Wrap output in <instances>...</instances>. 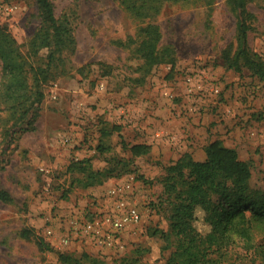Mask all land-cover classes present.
Returning a JSON list of instances; mask_svg holds the SVG:
<instances>
[{
	"label": "rangeland",
	"instance_id": "obj_1",
	"mask_svg": "<svg viewBox=\"0 0 264 264\" xmlns=\"http://www.w3.org/2000/svg\"><path fill=\"white\" fill-rule=\"evenodd\" d=\"M7 1L17 10L0 16V27L42 65L47 50L35 57L29 46L40 27L35 2ZM50 1L55 16L72 26L76 48L43 86L35 130L17 135L3 156L0 189L12 202L0 201V264H64L60 254L83 264H164L169 252L161 253L153 234L168 230L164 211L155 207L163 167L185 154L203 161L204 147L217 140L250 165V187L264 191V82L222 64L235 29L226 0H163L150 22L161 31V45L174 49L175 63L147 74L141 60L114 42L134 38L148 21L134 19L120 0ZM248 9L255 15L248 42L264 61V0H252ZM5 116L0 111V153ZM112 127L120 133L101 135ZM121 141L149 145L150 152L131 159ZM75 163L114 172L85 187L87 174L70 170ZM120 203L139 219L116 229L105 219L121 216ZM24 229L31 239L21 236ZM38 239L50 249L42 251ZM227 264L264 259L236 242Z\"/></svg>",
	"mask_w": 264,
	"mask_h": 264
},
{
	"label": "trees",
	"instance_id": "obj_2",
	"mask_svg": "<svg viewBox=\"0 0 264 264\" xmlns=\"http://www.w3.org/2000/svg\"><path fill=\"white\" fill-rule=\"evenodd\" d=\"M33 1L38 9L40 27L29 46L35 57L39 50H47L42 65L31 55L23 54L6 28L0 27V111L6 113L0 170L4 168L3 156L15 137L35 130V120L44 99L42 88L59 76L58 71L65 63L63 55L73 53L76 48L68 19L55 16L50 0ZM251 2L226 0L235 19V29L234 40L222 50L221 60L226 69L238 73L246 70L264 82V61L248 42L255 20V15L248 9ZM120 3L134 19L148 23L138 28L134 38L114 44L129 49L141 60L140 69L145 74L155 65L174 66V49L161 45V31L158 25L150 22L160 12L163 0H120ZM114 132L119 134L120 127L101 129L102 136ZM121 146L129 152L131 159L150 152V146L146 144L129 145L121 141ZM97 151L103 153L106 148L98 145ZM204 153L203 161H195L189 154L183 155L163 167V173L156 179L161 193L155 207L164 211L168 230L153 231V234H158L163 243L161 253L169 252L164 264H227L230 248L236 242L264 259V191L250 187V165L239 159L235 149L217 140L207 144ZM128 164L124 163L123 167ZM70 170L87 174L85 187L102 183L114 172L112 169L94 172L82 163L71 165ZM0 201L10 203L12 198L0 189ZM21 236L31 239L33 233L24 229ZM37 244L42 251L50 249L42 239H38ZM143 252L145 250H139V255ZM59 260L64 264H83L80 259L64 254L59 255ZM88 264L102 263L91 259Z\"/></svg>",
	"mask_w": 264,
	"mask_h": 264
},
{
	"label": "built area",
	"instance_id": "obj_3",
	"mask_svg": "<svg viewBox=\"0 0 264 264\" xmlns=\"http://www.w3.org/2000/svg\"><path fill=\"white\" fill-rule=\"evenodd\" d=\"M16 6L7 1V0H0V16L8 17L16 13ZM121 210L120 217H113L105 219L108 223H110L114 228L119 229L127 222H136L139 219V213L134 208H128L124 211V203H120L118 205V210Z\"/></svg>",
	"mask_w": 264,
	"mask_h": 264
}]
</instances>
